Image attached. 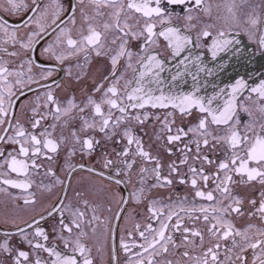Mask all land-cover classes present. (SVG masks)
Wrapping results in <instances>:
<instances>
[{
  "label": "snow or ice",
  "instance_id": "1",
  "mask_svg": "<svg viewBox=\"0 0 264 264\" xmlns=\"http://www.w3.org/2000/svg\"><path fill=\"white\" fill-rule=\"evenodd\" d=\"M249 2L213 17L208 0H0L20 14L16 24L0 15L4 207L70 187L55 170L61 152L64 177L95 178L74 203L57 194L19 222L6 213L0 264H264V0L244 21L257 47L232 38L233 9ZM94 59L106 64L89 76ZM65 81L91 89L61 102ZM77 154L89 162L73 164ZM41 172L49 183L32 179ZM142 205L143 223H114L136 220Z\"/></svg>",
  "mask_w": 264,
  "mask_h": 264
},
{
  "label": "flooded vegetation",
  "instance_id": "2",
  "mask_svg": "<svg viewBox=\"0 0 264 264\" xmlns=\"http://www.w3.org/2000/svg\"><path fill=\"white\" fill-rule=\"evenodd\" d=\"M217 1V0H216ZM216 1L213 0H208V2L212 5V7L216 6ZM236 2L239 3V0H235ZM255 0H251L250 2H253ZM28 3L31 2V0H27ZM45 3H49L50 0H44ZM63 3L67 4L68 0H62ZM249 2V3H250ZM256 4V3H255ZM181 10V9H178ZM260 11V9H259ZM0 15L6 16L7 19L9 20L10 24H16L19 22V16L20 14H17L16 16H12L9 15L8 13H5L3 11H0ZM79 19V17H78ZM247 25V24H246ZM53 39V37H48L47 40H51ZM47 41H45L46 43ZM41 47H43V44L41 45ZM38 51L36 53H33L34 56L38 55ZM5 59H7V57H5ZM72 63H75V61H72ZM102 64H106V61L100 60V59H94L92 65L90 66V70H89V76H92L93 74L96 73V70L102 65ZM64 73L63 71H61L58 75L54 76L53 79H56L57 81H59L61 79V77H63ZM66 84H68L67 88H59L55 90V95L57 96V98L63 102L64 100H66L69 96L71 95H75L77 98V101L81 100L82 94L80 92V88L82 86H84L85 84L87 85L88 89H91V83L90 81L87 82H81L80 84H77L74 81H65ZM35 87V86H34ZM29 98H31V94H29ZM25 103L27 102L26 100L24 101ZM159 111V110H157ZM16 114L19 118L21 119H25V110H22L19 108V106H17L16 109ZM189 120H191L192 122H194V118H189ZM179 123V121H177ZM48 123H51V120L48 121ZM151 123V121L149 122ZM78 126V125H77ZM185 127H187V122H185ZM57 135H59V130H57ZM65 135H67V132H65ZM3 149L5 150V154L7 153V151H10L12 148V145H3L2 146ZM98 155V153H97ZM63 158H64V153L61 152L60 156L57 158V163L55 165V170L57 172V175L61 176V178H64L66 183L68 181V179L71 180V186L70 187H65L62 185H58L56 187V189L53 191V193L48 194V193H44L43 196H40V194L38 193V202L36 203V205H34L33 207H29L27 209L24 210H20L17 209L15 213H10V210L4 207L3 202L7 200V197L3 194L0 193V231H4L7 230L8 228L11 227L10 224H6L4 222L5 219V214H14L17 216V222H19V219H27L29 216L35 215L37 213L43 212L45 208H47L54 200H56L57 198V194H59V196L64 197L67 196L68 200L65 201V203L72 201L73 203L75 202V194L77 191H81L85 188H87L92 181L95 178H90L88 176V174L86 172L77 170L76 175L70 177V178H66L64 177L63 173L61 172L60 166L63 164ZM96 157H92V159L94 160ZM165 159L167 160L168 158L165 157ZM88 163L89 162V158L87 157H83L81 158L79 154H77L76 157L73 158L72 163L73 164H79V163ZM13 177H15V174H12ZM32 179L36 182L39 183L40 180L43 179L44 183L47 184L49 183V180L47 178L43 177V173L41 172L40 175H33ZM33 190L35 191V186L33 187ZM11 191L16 192L17 190L12 189ZM176 191L183 194L184 192H188L190 191V189L185 188L183 185H177L176 186ZM242 191H247V190H242ZM258 192H259V186H256V191L253 193H250V195H256L258 198ZM162 195H165L166 193H161ZM90 199L93 197H89ZM98 199V198H97ZM106 207V206H105ZM114 210L115 207L113 206ZM137 218L136 220L130 221L128 223H126L123 219L119 220V221H114V223H118L120 225L121 229L124 228H129L131 227L132 224L136 223V222H144V216L147 214L146 213V206H139L137 208ZM104 215H110L109 213H107L106 211L104 212ZM58 218V217H57ZM52 223V220H49L47 222V225H50ZM241 223H243V221H241ZM121 235V232L119 230L116 231L115 236H114V240L110 241V244L114 243L115 246L118 248L119 247V237ZM45 255V254H42ZM121 256H123V254L121 253ZM121 264H123V259L121 260Z\"/></svg>",
  "mask_w": 264,
  "mask_h": 264
},
{
  "label": "rangeland",
  "instance_id": "3",
  "mask_svg": "<svg viewBox=\"0 0 264 264\" xmlns=\"http://www.w3.org/2000/svg\"><path fill=\"white\" fill-rule=\"evenodd\" d=\"M213 1H216V0H213ZM259 2H260V0H255L253 2H250L248 5H244L242 7L234 8V11L236 12V14L239 17V24L238 25H234L233 29H239L242 32H244V29H245L244 21L246 19V14L248 12L252 11V6L255 5V3H259ZM232 3H233V0H217L216 1V6L212 7V15H213V17L217 16V14H220L221 16H224V17L229 16L230 13L228 12V7ZM235 3L237 5H239L240 4V0H239V3L236 2V1H235ZM256 11L258 12L259 9H256ZM209 22H211V21H209ZM244 34H245V32H244Z\"/></svg>",
  "mask_w": 264,
  "mask_h": 264
},
{
  "label": "water",
  "instance_id": "4",
  "mask_svg": "<svg viewBox=\"0 0 264 264\" xmlns=\"http://www.w3.org/2000/svg\"><path fill=\"white\" fill-rule=\"evenodd\" d=\"M261 27H264V24H262ZM232 38L241 40L242 41V45H241L242 47H243V45H247L248 48H249V50H252V48H253L252 45L250 43L245 42L244 38L241 35L236 34V33H232ZM221 58L222 59H226V57L224 56V54H221ZM205 59H206V62H207V60H209L210 57H208V58L205 57ZM232 62L235 63V61H232ZM259 63L264 64V58H260ZM162 75H165L166 76L167 73L162 74ZM231 75H232V73H231V70L229 69V72L228 73L222 74L220 76V80H223L225 83H227V81H228V79H229V77ZM209 79H212V78H209ZM189 83H190V80H189ZM217 83H219V80H217ZM221 86H223V85H221ZM185 90H187V88H185ZM211 93H212L211 86H209L206 90H204V91L201 92L202 95H210Z\"/></svg>",
  "mask_w": 264,
  "mask_h": 264
}]
</instances>
